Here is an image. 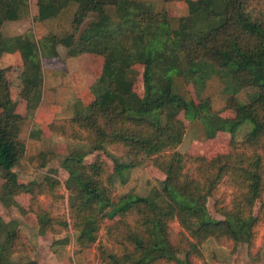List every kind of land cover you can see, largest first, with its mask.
Here are the masks:
<instances>
[{"label":"trees","instance_id":"1","mask_svg":"<svg viewBox=\"0 0 264 264\" xmlns=\"http://www.w3.org/2000/svg\"><path fill=\"white\" fill-rule=\"evenodd\" d=\"M162 2L163 8L155 10L136 0H37L34 21L53 27L72 7L69 27H59L62 34L53 29L39 40L28 29L14 38L15 44L0 41V61L7 49L20 56L19 95L26 111L13 109L12 68L0 67V203L34 214L41 234L72 230L73 235L59 240L68 245L73 239L78 253L97 245L101 264H208L211 242L231 254L241 244L251 255L256 247L261 219L255 208L262 204L264 209V0ZM175 2L185 3L188 10L176 26L166 8ZM30 13V0H0V32L6 23ZM61 49L66 58H103L87 110L79 112L77 104L71 118L48 125L52 135L84 144L86 151H72L61 162L69 174L65 182L50 175L22 182L15 169L27 159L24 124L43 99L42 59L61 58ZM137 66L143 68L142 95L136 90ZM173 73L194 88L198 101L174 91ZM215 78L227 93L253 88L256 94L244 104L232 95L213 113L211 97L202 92ZM169 105L177 109L166 111ZM161 109L164 123L148 119ZM180 112L201 119L208 140L229 133L228 152L212 157L181 153L187 127ZM245 121L253 129L238 141L234 133ZM41 134L33 128L30 137ZM107 149L129 163L114 161L111 169L100 158L85 161ZM147 163L163 174L160 188L149 197L132 190L119 193L117 174ZM225 183L231 190L228 203L219 195ZM61 189L67 197L57 194ZM19 196L28 197V208L21 206ZM49 196L66 200L68 215L44 206L41 198ZM210 200L221 219L207 216ZM31 251L18 223H5L0 215V264H44L38 257L17 258ZM216 258L212 256L211 264Z\"/></svg>","mask_w":264,"mask_h":264},{"label":"rangeland","instance_id":"2","mask_svg":"<svg viewBox=\"0 0 264 264\" xmlns=\"http://www.w3.org/2000/svg\"><path fill=\"white\" fill-rule=\"evenodd\" d=\"M36 1L37 0H30V16L26 17L22 21L10 22L4 25V28L0 32V41L4 39L6 41H12V44H15L14 38L17 35L25 33L28 29L33 30L36 38L39 40L44 34H48L53 29L55 32H57V34H62L63 32H61L60 29H63V27H69V21L70 18H72V7L68 8L62 13V19H58L60 24H55V26L52 27L49 26V24L47 25L34 21L37 13V6L35 5ZM136 1L141 3L143 6L151 5L155 8V10H160L164 6L162 0ZM178 3L185 5L183 2H177L176 5ZM167 5L166 8L171 14L172 23L174 26H176L180 17L188 14V10L186 9L181 11L177 6L169 5L167 7ZM66 18H69V20ZM7 50L0 61V67L12 68L10 77L14 81L13 109L19 113L22 112V110H25V108L22 106V104L24 105L25 102L20 99L19 95L21 89L19 73L22 62L18 53L15 52L11 54V52ZM61 50V55L64 57L66 52L64 49ZM42 60L45 67L46 78L49 79L50 76L54 77L51 80V84L56 86L58 93L65 89L71 90L75 93L76 91L79 92L78 96L76 95V97H74L75 100H77L75 104H73V101L69 99L67 94L64 96L66 100H63V103L73 104V114L77 104L80 109L79 112L87 110L88 105L91 103L94 97L91 87L101 75L103 58L83 54L75 59H69L67 61H64L65 58H43ZM136 68L139 71L136 80V90L142 95L143 68L140 66H137ZM172 76L174 77V91L176 93L182 94L187 100L194 99L195 101H198L197 93L192 86L184 85L175 73H173ZM75 78L80 79V82H77V80L75 81ZM254 94L256 93L253 88L243 90L239 93L233 92L232 90L227 93L223 83L216 78L212 79L208 83L206 89L202 92V96L211 97L213 102V113L222 110L225 101L232 95H234L241 103L244 104L247 103ZM176 109L177 107L175 105H169L165 108L166 111H175ZM58 112V106H50V110L41 109L35 114L34 117L27 118L21 137L27 145V159L23 160L21 164H19L15 169L20 181H40L43 179V177L50 175L60 179L62 182H65L68 179L69 174L61 167V162L64 160L66 155L72 151H86V149L83 147L84 144H77L76 142L55 135L45 136L43 140H41L36 146L30 142L29 135L32 129L31 125L35 124L38 129L47 130L48 132V125L54 120ZM161 113L162 109L156 110L151 112L147 117L150 120L164 123L166 118L162 116ZM179 117L184 121L187 127L185 139L178 148L181 153L212 157L228 152L232 137L229 133H220L216 139L208 140V130L206 124L203 123L201 119H197L196 117L192 116L187 117L185 112H180ZM252 129V122L245 121L234 133V138L238 141H242L243 138L252 131ZM41 153L46 155L44 161L40 159L39 155ZM98 158L106 162L111 169L113 167L114 161L119 163H129V160L123 158L117 153H114L111 151V149H107V152L101 151L100 153L90 154L86 157L85 161L87 163H91ZM53 170H57L58 173H53ZM163 180V174L158 169H156L152 163H147L143 167L125 169L121 171L117 174L114 184L119 193H125L132 190L138 196L149 197L155 189L160 188ZM3 183L4 181L0 177V186ZM57 194L60 196L65 195V197H67V192L65 189H61ZM219 195L223 201H226L227 203L230 201L231 190L226 183L220 187ZM17 199L23 208L29 207L28 197L19 196ZM178 200L186 202L182 198H179ZM41 202L46 207L52 206L56 214L68 215L66 200L62 199L59 201H54L49 196L42 197ZM191 204L194 205L193 203ZM262 207V204H259L255 208V214H259L261 220L258 224L256 247L252 251V255L249 253L248 246L246 244L239 245L237 252L235 254H231L229 249L225 247H219L214 242H211L206 248V259L208 264H211L213 255H216L217 257L214 260V264H264V209H262ZM208 208L210 214L207 216L212 215L216 219L222 218L216 213L213 200L208 202ZM0 215L5 223H11L12 221L18 223V226L29 248L32 250L31 254L18 255L17 258H21V261H27L29 258L37 260L38 257L44 264H101L97 245H93L84 252L78 253L72 238V240H69L68 245H64L62 240H59L69 237V235H73L72 230H70L69 233L56 236L51 234H41L37 219L34 214H23L19 208L15 206L8 208L3 206L1 203ZM173 226L176 230H179L177 225ZM101 241L105 242V237L103 235Z\"/></svg>","mask_w":264,"mask_h":264},{"label":"crops","instance_id":"3","mask_svg":"<svg viewBox=\"0 0 264 264\" xmlns=\"http://www.w3.org/2000/svg\"><path fill=\"white\" fill-rule=\"evenodd\" d=\"M176 3L177 2L170 3L169 5L177 6L181 11L187 9V7H185V5H182V4H179V3L176 5ZM35 5L37 6V1L35 2ZM169 5H167V7ZM187 15H185V16H187ZM45 35L46 34H44L43 36H45ZM64 58H65L64 61H67L69 59H75L77 57L66 58L65 56L63 57V55H61V58H58V59H64ZM43 69H44V77H45L44 88H43V99H42L41 105H40V107H39L37 112H39L41 109L50 110V106L51 107L58 106L59 107V112L56 114L54 119H56V120H66V119L71 118L72 115H73L72 105L75 104V102L77 101V100H75L74 97H76V95L78 96L79 92L76 91V93H75V92H73L71 90L65 89V90L60 91V93H58L57 89H56V86L51 84V82H52L51 80L54 77L50 76L49 79L46 78L44 64H43ZM74 80L75 81L77 80V82H80V79H78V78H75ZM66 94L68 95L69 99H71L73 101V104H68V103L64 104L63 103V100H66L65 97H64ZM22 106H23V108H25V103H24V105L22 104ZM19 113L20 114H24L25 110H22V112H19ZM31 128L32 129L30 131V135H31V132H32L33 128H36L38 130V128L36 127L35 124L31 125ZM39 130H41V133H42L40 138H36V139H33L31 137L29 138L30 142H32V144H34V146L38 145L39 142L41 140H43V138L45 136H53L52 133L49 130H48V132H47V130H43V129H39ZM21 137H22V135H21Z\"/></svg>","mask_w":264,"mask_h":264}]
</instances>
